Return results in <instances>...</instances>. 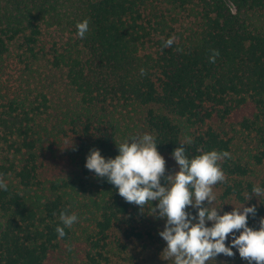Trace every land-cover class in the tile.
Masks as SVG:
<instances>
[{
    "label": "trees",
    "instance_id": "trees-1",
    "mask_svg": "<svg viewBox=\"0 0 264 264\" xmlns=\"http://www.w3.org/2000/svg\"><path fill=\"white\" fill-rule=\"evenodd\" d=\"M144 133L165 176L176 147L228 151L215 200L255 205L259 228L264 0H0V264H152L164 221L84 167L90 149L114 158ZM62 212L78 221L60 238Z\"/></svg>",
    "mask_w": 264,
    "mask_h": 264
},
{
    "label": "clouds",
    "instance_id": "clouds-1",
    "mask_svg": "<svg viewBox=\"0 0 264 264\" xmlns=\"http://www.w3.org/2000/svg\"><path fill=\"white\" fill-rule=\"evenodd\" d=\"M88 31L87 20L77 24V35L82 39ZM171 44L169 39L164 46ZM217 55L219 52L213 50L210 62ZM186 141L192 142L190 137ZM157 145L153 135L144 133L120 143L114 158H106L100 149L93 148L86 155L84 167L113 185L127 203L139 206L142 212L151 204V215L164 221L158 235L166 242L163 252L173 264H206L221 254L233 257L237 252L248 264H264V217L258 229L248 225L249 216L257 213L256 206L243 204L223 214L222 208L209 207L216 199L213 186L225 179L219 161L229 158L230 153L213 149L189 157L185 147H176L171 156L179 170L165 176L166 161ZM0 190H7V185L0 182ZM253 195H264V188L254 186ZM154 201L157 203L153 207ZM60 221L63 226H57L56 232L62 238L64 229L72 227L78 216L62 212Z\"/></svg>",
    "mask_w": 264,
    "mask_h": 264
},
{
    "label": "rangeland",
    "instance_id": "rangeland-1",
    "mask_svg": "<svg viewBox=\"0 0 264 264\" xmlns=\"http://www.w3.org/2000/svg\"><path fill=\"white\" fill-rule=\"evenodd\" d=\"M213 193L215 194L214 188H213ZM215 197H216V195H215ZM209 207H215L217 209H219V207H221L223 210L224 209V203H221V205H219L218 201L215 200L211 205H209ZM189 211L195 212L194 209H189ZM226 212H228V211L226 210ZM221 214H223V212H221ZM156 225H158L159 231L163 230V227H164L163 222H159ZM152 232L154 233L153 239L155 240V242L152 245L151 250L149 251L151 254L150 259L152 261V264H173V261L171 263V258H169L167 256V254L163 252L165 247H166V242L159 235L156 234V231H152ZM157 238H158V242L156 241ZM155 244H159V250L156 248ZM237 256H239L238 253H237ZM223 257H224L223 254L219 255L217 257V260L214 262V264H222V258ZM229 258L231 259V257H229ZM232 262H233V264H236L235 261L232 260ZM206 264H211V263L207 261ZM237 264H240V262ZM241 264H248V262L246 260H244V262Z\"/></svg>",
    "mask_w": 264,
    "mask_h": 264
}]
</instances>
